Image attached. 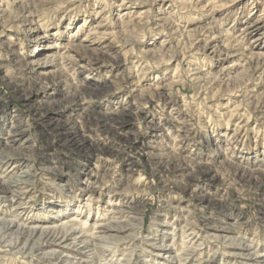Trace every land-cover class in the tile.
I'll list each match as a JSON object with an SVG mask.
<instances>
[{
	"label": "rangeland",
	"instance_id": "rangeland-1",
	"mask_svg": "<svg viewBox=\"0 0 264 264\" xmlns=\"http://www.w3.org/2000/svg\"><path fill=\"white\" fill-rule=\"evenodd\" d=\"M4 2L0 213L135 215L97 264H264V0Z\"/></svg>",
	"mask_w": 264,
	"mask_h": 264
},
{
	"label": "bare ground",
	"instance_id": "bare-ground-1",
	"mask_svg": "<svg viewBox=\"0 0 264 264\" xmlns=\"http://www.w3.org/2000/svg\"><path fill=\"white\" fill-rule=\"evenodd\" d=\"M16 1L5 0L4 4L7 7H11ZM58 125L57 122L56 126ZM71 135V138H69L71 142H80V140L77 141ZM85 149L87 150L86 146ZM88 180L89 176L85 175L83 182L85 181V184H87ZM11 184L12 182L4 185L5 189L10 192L13 191ZM129 205L127 210L130 209L132 212L130 210L128 212L135 214L138 205L136 203L135 205ZM135 221H137L135 215L130 216V219L126 220L117 216L104 224L96 225V228L100 229L95 232L87 233L83 229H78L75 223L53 222L51 225L41 226L35 224L29 226L18 222L15 218H8L7 213L6 215L0 213V245L4 242L3 239L6 236L11 235L13 236V241L11 239L8 244L12 245V248L17 250L16 252L19 256H23L22 258L31 257L32 259V257L37 255L40 260L50 262L51 264H97L98 257H104V253L107 250L129 239L128 232L131 227H134ZM226 226L223 229L224 232L222 231L223 235H218L230 238L231 233L226 232L232 231L233 224H227ZM156 247H161V245H157ZM249 247L248 245L242 247L238 252L240 254L249 252L248 254L256 256V254H253V251L251 252ZM179 256L181 257L182 255Z\"/></svg>",
	"mask_w": 264,
	"mask_h": 264
}]
</instances>
